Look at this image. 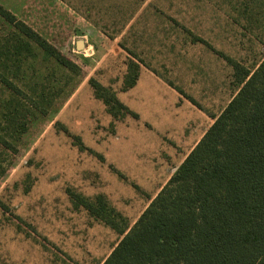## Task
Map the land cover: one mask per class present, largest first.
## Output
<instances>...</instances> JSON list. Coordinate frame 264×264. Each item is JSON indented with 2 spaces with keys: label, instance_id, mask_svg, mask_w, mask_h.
<instances>
[{
  "label": "rangeland",
  "instance_id": "1",
  "mask_svg": "<svg viewBox=\"0 0 264 264\" xmlns=\"http://www.w3.org/2000/svg\"><path fill=\"white\" fill-rule=\"evenodd\" d=\"M91 1L100 3L93 12L87 0H0L80 68L73 73L33 45L18 78L8 73L22 92L27 131L13 142L16 152L0 143V264H100L121 236L74 207L68 191L88 199L103 195L132 226L230 101L232 68L205 46L191 45L184 24L242 67L253 70L264 56V0ZM14 32L0 16V44ZM123 46L137 49L142 64L193 98L204 121L192 125L193 106L186 99L177 103L162 83L152 102L140 97L142 86L125 89L133 58ZM187 59L200 65L201 76L189 70ZM90 79L133 114L154 108L160 116L174 105L171 118L184 116V127L171 134L160 118L153 122L158 127L131 114L114 118ZM12 96L0 80V117Z\"/></svg>",
  "mask_w": 264,
  "mask_h": 264
},
{
  "label": "trees",
  "instance_id": "2",
  "mask_svg": "<svg viewBox=\"0 0 264 264\" xmlns=\"http://www.w3.org/2000/svg\"><path fill=\"white\" fill-rule=\"evenodd\" d=\"M0 16L16 31L0 44V80L14 95L3 102L0 143L16 152L13 142L27 131V114L8 73L18 78L33 45L73 73L80 68L1 6ZM222 57L238 74V92L132 226L102 195L88 199L68 191L74 207L121 236L101 264H264V56L252 72ZM129 73L125 89L135 85L138 66L130 65ZM90 83L114 118H137L113 92Z\"/></svg>",
  "mask_w": 264,
  "mask_h": 264
},
{
  "label": "crops",
  "instance_id": "3",
  "mask_svg": "<svg viewBox=\"0 0 264 264\" xmlns=\"http://www.w3.org/2000/svg\"><path fill=\"white\" fill-rule=\"evenodd\" d=\"M103 6H107L108 5V2L107 3H105V4H102ZM86 7H88V9L91 11V12H93L92 10H94V8H98V7H100V3H96V2H92L91 0H87V2H86ZM89 7H91V9L89 8ZM137 10L136 9H134L132 12H131V14H130V16H134V14H135V12H136ZM87 12H89L88 10H87ZM87 15L90 17V13H87ZM83 16V15H82ZM83 17H85V16H83ZM204 19H206L205 17H204ZM89 20V22H91V23H93L94 22V24H95V27H96V21L94 20V19H88ZM206 22H207V20H205ZM175 22V21H174ZM183 29H185V32H187L188 33V35L190 36V38H191V40H190V44L191 45H203V46H205V48L207 49V50H209V51H211L216 57H218V59L219 60H221V61H224V58L222 57L223 56V54H222V52H218V51H216L214 48H212L211 47V45L208 43V42H206V40L203 38V37H201V35H196V31H195V29L194 28H192L191 26H186L185 24L183 25ZM207 29V28H206ZM124 48H123V50L129 55V56H131L132 58H133V60H131L130 61V63H129V65H128V67L130 68V65H132V64H135V65H137L138 66V76H137V80H136V83H135V85L132 87V88H137V87H139V86H142V88H143V91H141L140 93H139V95H140V97H141V95H142V98H147L148 99V102H152L153 101V98H155V91H154V87H156V86H158L159 87V85H160V83H162L163 84V87H165V89H167V90H169L170 91V93H171V97H176V101H177V103L181 100V99H186V103H188L189 105L191 104L192 106H193V111H194V116H193V120H191L192 121V125H195V126H197L198 125V121H200L201 119H202V121H204L203 119V117H206V115L203 113V111L201 110V108L199 107V104L193 99V98H188V97H186V94H185V92L182 90V89H180L179 87H175L174 85H172L171 83H168V82H166L165 80H163V79H161L159 76H157V75H155V73L153 72V71H155L154 70V68H149V66H146L144 63V65L141 63L142 61L144 62V60H142L139 56H138V53L136 52L137 51V49H136V51H133V50H129L128 48H126L125 46H123ZM135 47V46H134ZM189 54V52H187V55ZM173 56H176V54H173ZM140 58V60H137V58ZM227 57H229V56H227ZM189 58V57H188ZM230 58V57H229ZM232 59V58H231ZM142 60V61H141ZM177 60V59H176ZM189 60V61H188ZM233 60V59H232ZM141 61V62H140ZM170 61V60H169ZM166 63V69L167 70H173L172 69V67H173V65L174 64H172V62H165ZM187 65L189 64V70H191L192 68H194V71L196 72H198V74L201 76L202 74H201V71H203V69H201L200 68V65L199 66H197L198 65V63H191V60L190 59H187V61L185 62ZM227 63V62H226ZM238 63V62H237ZM172 65V67H170L171 65ZM186 64H184L183 65V67H182V69L183 70H186L187 69V66H186ZM227 65L229 66V67H231L232 68V66H230L228 63H227ZM258 66V65H257ZM244 68H246V69H249V68H247V67H244ZM257 68V67H256ZM232 70H233V80H234V84H235V86H236V91H235V93L232 95V97L231 98H233L235 95H236V93L238 92V90H239V88H240V86L241 85H239V83H238V80H237V78H238V74H236V72L234 71V69L232 68ZM250 70V69H249ZM254 70V69H253ZM253 70H250L251 72L253 71ZM203 73V75H204V72H202ZM198 75V76H199ZM169 88V89H168ZM153 97V98H152ZM190 100H192V101H190ZM231 100V99H230ZM182 101H184V100H182ZM175 103V102H174ZM197 104V105H196ZM168 105V104H167ZM184 105V107H186V108H188L189 109V107L184 103L183 104ZM223 110V109H222ZM137 112H136V115H137V118L139 117L142 121H144V122H147V123H149V124H151L152 126H154V127H158V125L157 126H155L154 124H153V122H155L156 124H157V120L156 119H163L165 122H167V124H165V126H163L162 128H166V126H168V128H167V131L165 130V132H168L169 131V129H171V134L173 133V132H175V131H177L178 130V133H180V129L181 128H183L184 126H183V123H182V121L184 120L183 118H184V116H181L182 117V119L181 120H179V118L178 119H175V120H173L171 117V115H170V112H172V111H174V105H168V106H164V108H163V112H161V115L160 116H158L159 115V113L157 112H154V108L151 110V111H148L147 110V113L146 112H144V111H142V110H140V109H137L136 110ZM219 115V114H218ZM217 115V116H218ZM216 117V116H215ZM215 117H212V122H211V124L213 123V121H214V119H215ZM190 118H188L187 119V122H190V121H188ZM197 121V122H196ZM169 123H170V125H169ZM210 124V125H211ZM174 126V127H173ZM209 128V127H208ZM207 128V129H208ZM206 129V130H207ZM206 130L205 131H203V133L201 134L202 136H203V134L206 132ZM194 131L195 130H193L192 131V133H194ZM201 136V137H202ZM200 140V139H199ZM198 140V141H199ZM198 141H196V143H195V145L197 144V142ZM194 145V146H195ZM193 146V147H194ZM193 147H192V149H193ZM191 149V150H192ZM190 150V151H191ZM189 151V152H190ZM188 152V153H189ZM188 153L186 154V156L188 155ZM185 156V157H186ZM185 157H184V159H185ZM183 159V160H184ZM183 160L181 161V163L183 162ZM180 163V164H181ZM161 190V189H160ZM157 195V194H156ZM155 195V196H156ZM103 196V195H102ZM104 197V196H103ZM89 198H91V197H89ZM105 198V197H104ZM105 200H106V198H105ZM152 200V199H151ZM107 201V200H106ZM150 202V201H149ZM108 203V202H107ZM108 205H109V203H108ZM110 206V205H109ZM148 206V205H147ZM81 207V206H80ZM111 207V206H110ZM79 208V207H78ZM115 210V209H114ZM87 213H88V211L87 210H85ZM89 214V213H88ZM92 217V216H91ZM92 218H94V217H92ZM94 219H96V218H94ZM96 220H98V219H96ZM98 221H100V220H98ZM103 225H105L102 221H100ZM106 227H108L109 229H111L109 226H107V225H105ZM112 230V229H111ZM104 261V260H103ZM102 261V262H103ZM101 262V263H102ZM100 263V264H101Z\"/></svg>",
  "mask_w": 264,
  "mask_h": 264
}]
</instances>
